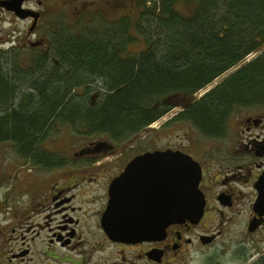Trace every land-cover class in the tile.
Returning <instances> with one entry per match:
<instances>
[{
  "label": "flooded vegetation",
  "instance_id": "flooded-vegetation-1",
  "mask_svg": "<svg viewBox=\"0 0 264 264\" xmlns=\"http://www.w3.org/2000/svg\"><path fill=\"white\" fill-rule=\"evenodd\" d=\"M125 1L132 5L133 0ZM118 10V0H0V58L24 71L38 62L57 64L61 34L107 33L118 25ZM63 17L79 19L78 28L62 27ZM248 112L228 122L237 135H200L195 153L140 141L150 124L123 140L108 133L81 135L83 143L70 152L43 147L47 159L40 163L14 155L16 164L29 166L20 183L25 222L19 219L16 238L12 231L3 233L5 263L84 264L105 252L101 264H264V212L255 208L264 190V109ZM167 149L198 162L202 215L170 223L155 237L111 239L102 225L111 182L134 158ZM145 190L140 197L146 200ZM12 239L6 248L4 242ZM75 248L82 250L78 261Z\"/></svg>",
  "mask_w": 264,
  "mask_h": 264
},
{
  "label": "trees",
  "instance_id": "trees-1",
  "mask_svg": "<svg viewBox=\"0 0 264 264\" xmlns=\"http://www.w3.org/2000/svg\"><path fill=\"white\" fill-rule=\"evenodd\" d=\"M131 6L107 33L61 34L57 64L24 71L0 58V143L15 156L44 162L43 141L66 126L123 140L181 106L162 129L182 125L213 137L226 133L235 111L264 109V0Z\"/></svg>",
  "mask_w": 264,
  "mask_h": 264
},
{
  "label": "water",
  "instance_id": "water-1",
  "mask_svg": "<svg viewBox=\"0 0 264 264\" xmlns=\"http://www.w3.org/2000/svg\"><path fill=\"white\" fill-rule=\"evenodd\" d=\"M200 177L198 162L180 150H156L134 158L111 182L102 217L104 230L113 240L136 241L161 235L166 226L182 218L197 220L203 212ZM144 189H149L146 200L140 197ZM255 208L264 212L261 188Z\"/></svg>",
  "mask_w": 264,
  "mask_h": 264
},
{
  "label": "rangeland",
  "instance_id": "rangeland-1",
  "mask_svg": "<svg viewBox=\"0 0 264 264\" xmlns=\"http://www.w3.org/2000/svg\"><path fill=\"white\" fill-rule=\"evenodd\" d=\"M121 0H118V19L122 16H127V14L132 13V6L129 4L128 1L124 2H119ZM150 1V0H148ZM128 3V5L126 4ZM148 3V2H147ZM122 4V6H121ZM131 10H129V8ZM136 12V11H135ZM134 15L133 18L137 20L138 14L133 13ZM79 19H72V18H60V24L62 27L70 28L73 26L74 29L78 28L79 24L76 23ZM83 25V24H82ZM61 26V25H60ZM96 29V28H94ZM138 48L137 46H133L132 50H135ZM255 57V54L251 55L250 57L247 58L246 61L250 60L251 58ZM3 59V58H2ZM235 68L229 70L226 74H224L222 77L219 79L215 80L211 85L206 87L205 89L201 90L199 93H197L196 98L200 97L203 95L210 87L221 81L225 76L233 72ZM176 101V100H175ZM178 103V101H176ZM181 110V106H176L171 110V112H168L164 118L158 121V123L154 124L151 128L147 129L145 133L140 134L139 137H141L140 141H147L148 144H152L155 147H165V146H170V148H183L184 150H187L189 153H195L197 152V137H201L197 133L191 131L188 129V127L183 128L182 125H176L174 127H171L169 131H167L166 128H160L164 123L169 121L174 115L177 114ZM248 111H252L250 113L256 112L257 109L253 108L251 110L248 109H239L235 111L234 115H236V119H241L243 116L247 115L249 113ZM233 117L231 116L230 120H232ZM231 122L229 123L226 133L224 135L227 136H232V135H237L234 133V128L229 127ZM232 125V124H231ZM154 131V132H153ZM82 134H75L71 129L69 128H61L59 130H52L43 141L42 145L45 149H51L54 151H60L64 149L65 151H73L76 150L78 146H80L83 141L81 139ZM83 136V135H82ZM144 139V140H143ZM204 143V142H203ZM205 145V144H204ZM210 145V144H207ZM205 145V147H207ZM211 146V145H210ZM209 146V147H210ZM14 151L12 149V146L9 143H0V210H3L4 213L0 215V242H2L3 238H7V235L10 231H12V234L14 238H16L17 235H19L20 230V224H18L19 219L20 221L25 222V218H23L22 213V194L21 190L22 188L20 187V183L23 178L24 170L26 167H29L28 165L26 166H20L15 163L14 161ZM5 180V181H3ZM3 181V182H2ZM101 183V181H99ZM94 189L96 187L92 186ZM99 194L100 192L97 191ZM9 202L10 204L6 206V202ZM3 233H7L6 236H4ZM11 236V237H13ZM88 239L89 238H85ZM5 241V240H4ZM85 241V240H84ZM15 242L14 239L10 241V243L4 242L6 245V248L9 247V245L13 244ZM86 246V245H82ZM7 250H10L7 249ZM81 248H75L72 252L74 254L75 252V257L74 260L78 261L81 258ZM105 252H96L94 255L95 257L93 260L86 261L84 264H101L104 260V255ZM6 255L9 256V254ZM5 255V251H3L0 248V264H6L5 260H8V256ZM12 263V262H11Z\"/></svg>",
  "mask_w": 264,
  "mask_h": 264
},
{
  "label": "bare ground",
  "instance_id": "bare-ground-1",
  "mask_svg": "<svg viewBox=\"0 0 264 264\" xmlns=\"http://www.w3.org/2000/svg\"><path fill=\"white\" fill-rule=\"evenodd\" d=\"M169 112H171V110ZM156 123H158V121H154L153 123H151V125L153 126Z\"/></svg>",
  "mask_w": 264,
  "mask_h": 264
}]
</instances>
